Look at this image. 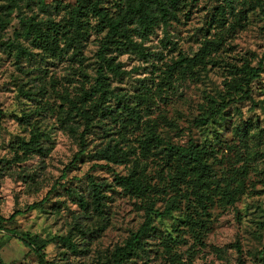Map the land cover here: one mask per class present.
<instances>
[{
    "label": "rangeland",
    "instance_id": "obj_1",
    "mask_svg": "<svg viewBox=\"0 0 264 264\" xmlns=\"http://www.w3.org/2000/svg\"><path fill=\"white\" fill-rule=\"evenodd\" d=\"M77 4L0 0V214L18 211L2 226L43 243L52 264H104L151 207L153 228L124 264H264V0H183L165 28L128 23L131 39L152 55L112 45L106 56L125 73L104 68L106 98L84 92L107 28L89 2L75 13ZM125 6L99 4L110 16ZM23 18L49 34L56 25L67 30L46 44L25 34ZM261 58L245 98L243 68ZM82 135L85 152L74 158ZM190 145L208 172L167 155L169 146L178 153ZM106 147L121 162L92 156ZM130 173L145 191L116 182ZM90 178L100 185V212ZM0 264L39 263L1 229Z\"/></svg>",
    "mask_w": 264,
    "mask_h": 264
},
{
    "label": "trees",
    "instance_id": "obj_2",
    "mask_svg": "<svg viewBox=\"0 0 264 264\" xmlns=\"http://www.w3.org/2000/svg\"><path fill=\"white\" fill-rule=\"evenodd\" d=\"M20 0H10V3L13 7H15ZM183 0H125L126 6L124 9L119 12L116 16H110L108 13L101 7L99 4L101 0H76L77 7L74 8L75 13H78L82 8L83 2H89V11L93 14V16L97 17L99 21L107 28L105 34V40L102 43L100 50L97 54V57L100 61L99 66L96 70V78L94 84L84 92L85 96L93 97L94 95H99V98H106L107 95L112 94V90L107 87L106 76L104 74V68L110 70L112 73L120 75L125 73L124 69H121V63L114 62L113 57H108L107 52L112 45L117 46L120 51L128 52L129 50H134L137 53L141 54L144 57H148L152 55L150 52H144L142 46L139 43L133 41L129 35V30L127 27L128 23L132 21H136L139 26L146 30L161 24L164 28L169 24V20L176 16V12L179 10L181 3ZM76 17V16H75ZM75 17H73L75 19ZM78 20V19H76ZM23 28L25 29V34L35 36L39 42L44 41L46 44L50 42V36L54 41L59 40L60 35H62L66 30H63L65 27L62 26V32L59 30L58 25L52 30V33L44 32L37 23L32 20H27L23 18L21 20ZM59 38V39H58ZM41 45V43H37ZM20 50V49H19ZM264 56V55H263ZM200 53H197L190 60L200 59ZM176 65L171 68H175ZM262 72V58L258 62L257 66H249L246 65L243 68L242 78L244 80V84L247 86V89L243 91L245 98L250 97L249 85L252 80L258 78ZM132 112L134 115L137 114V111L133 108ZM1 112V111H0ZM85 117V115H82ZM199 124H205L207 119H199L196 121ZM152 140H155L156 143H159V138L156 135L151 136ZM85 144L83 135L80 138V149L75 154L74 158H77L78 155L83 154L85 152ZM178 154L179 157L186 158L189 162H193V169L198 172H208L209 167L200 162L201 154L195 145H190L189 147H185L181 149L178 153L174 152L172 146L168 147L167 155ZM92 156L98 159H107L112 162H121L118 159V154L115 149H111L106 147L101 150H97L92 153ZM116 182L122 186L124 189L129 190L131 192H143L146 190V186L143 185L142 182L136 181L134 176L130 173L125 176H116ZM89 196L91 198V206L93 210L96 212L101 211L102 206V196L100 193V185L94 181L93 178L89 179ZM46 198V197H45ZM42 199L41 201H43ZM38 202L31 203L27 206L28 209L34 208ZM79 206L88 211L90 204L79 197L78 199ZM151 211V207L147 209V213L145 215V219L139 228L130 234V236L126 239L125 243L120 246H116L111 252L110 261L104 264H124L127 259L132 256H135L140 249L143 247V239L148 235L150 230H152V225L150 221L149 212ZM169 208H165L160 214H168ZM18 214V211L13 212L9 217H4L0 214V230L4 229L11 234V236L17 238L21 241L26 247L30 248L34 251L37 256L39 264H52L51 261H48L45 258L44 252V244L39 243L35 238L30 237L24 232L18 231L16 229H8L2 226L7 220H11ZM61 240H67L66 237H60ZM237 250H240L239 245H237Z\"/></svg>",
    "mask_w": 264,
    "mask_h": 264
}]
</instances>
